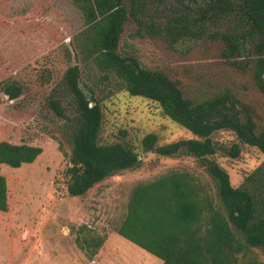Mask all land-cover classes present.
Returning a JSON list of instances; mask_svg holds the SVG:
<instances>
[{
	"label": "trees",
	"instance_id": "16d2710c",
	"mask_svg": "<svg viewBox=\"0 0 264 264\" xmlns=\"http://www.w3.org/2000/svg\"><path fill=\"white\" fill-rule=\"evenodd\" d=\"M170 0H73L84 18V28L73 37L76 64H70L52 88L47 104L62 121L69 154L65 171L66 192L82 197L95 185L143 164L140 153L126 142L101 145L98 135L102 110L82 89L83 69L114 75L125 91L156 103L164 116L189 131L194 138L156 145L157 136L145 135L141 152L170 157L180 151L196 158L203 173L173 168L129 188L122 217L112 221L114 233L157 258L160 264H264V166L234 188L228 172L209 157L215 154L211 136L230 131L264 155V123L256 124L252 111L226 87L208 96H186L176 81L161 70L143 67L138 57L120 50L124 26L133 21L139 28L158 30L149 19L153 4ZM193 3L194 14L182 12L168 18L160 28L173 42L205 33V26L218 24L215 39L223 56L234 64L245 53L252 60V80L264 93V0H184ZM187 8V7H186ZM71 58L69 50H65ZM233 63V64H231ZM9 99L20 88L1 82ZM42 149L0 142V167L18 168L33 163ZM231 157L239 155L232 146ZM8 210L7 183L0 175V212ZM86 226L75 244L88 260L105 242Z\"/></svg>",
	"mask_w": 264,
	"mask_h": 264
},
{
	"label": "rangeland",
	"instance_id": "374dc122",
	"mask_svg": "<svg viewBox=\"0 0 264 264\" xmlns=\"http://www.w3.org/2000/svg\"><path fill=\"white\" fill-rule=\"evenodd\" d=\"M196 10L184 0L151 5L147 17L158 30L142 29L129 21L120 37V50L134 53L143 67L166 73L186 96L232 89L250 108L256 124L262 125L264 93L252 80V58L245 53L230 65L223 45L215 39L216 30L223 27L209 24L205 33L176 43L160 31L168 18ZM83 28V15L73 0H0V142L42 149L33 163L0 167L8 198V210L0 212V264H159L112 229V221L125 212L129 188L173 168L207 177L200 162L184 151L170 157L142 153L140 141L147 134L156 135L159 146L194 136L164 116L156 103L130 96L114 75L83 69L82 89L102 110L98 142H126L140 153L143 164L105 179L82 197L67 194L69 160L59 145L67 154L69 147L62 121L49 109L47 98L67 67L77 63L72 40ZM1 82L15 84L19 96L9 99ZM211 140L216 151L209 158L228 172L234 188L264 166V155L230 131L216 132ZM232 146L239 149L237 157L228 155ZM83 226L106 238L92 260L75 244ZM256 251L264 261V253Z\"/></svg>",
	"mask_w": 264,
	"mask_h": 264
},
{
	"label": "crops",
	"instance_id": "0c3cea01",
	"mask_svg": "<svg viewBox=\"0 0 264 264\" xmlns=\"http://www.w3.org/2000/svg\"><path fill=\"white\" fill-rule=\"evenodd\" d=\"M98 255V254H97ZM159 264H160V262H159Z\"/></svg>",
	"mask_w": 264,
	"mask_h": 264
}]
</instances>
